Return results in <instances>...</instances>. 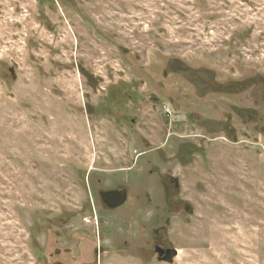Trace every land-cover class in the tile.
<instances>
[{"label":"rangeland","instance_id":"1","mask_svg":"<svg viewBox=\"0 0 264 264\" xmlns=\"http://www.w3.org/2000/svg\"><path fill=\"white\" fill-rule=\"evenodd\" d=\"M163 71L209 103L155 102ZM257 73L264 0H0V264H264Z\"/></svg>","mask_w":264,"mask_h":264},{"label":"flooded vegetation","instance_id":"2","mask_svg":"<svg viewBox=\"0 0 264 264\" xmlns=\"http://www.w3.org/2000/svg\"><path fill=\"white\" fill-rule=\"evenodd\" d=\"M147 71L150 72L149 69H147ZM257 75L260 77V80L263 81L264 80V74L262 73H257ZM257 76V77H258ZM161 77V78H158ZM156 79L157 81V88L159 89V91L163 92V91H168V92H172V91H176L177 94L175 96H166V95H161V96H152L153 100L155 102H160V101H168V107L170 106L172 109H177L176 106L174 105V102L179 104L180 107L184 108V107H194L197 106L198 104L203 105L206 103H209L207 100V96L208 94H201L200 96H195L193 94H191L190 89L188 88L187 90H185L183 88V86H185V82L188 83L187 81H185V79L182 77H180L179 79H175L173 82L168 80L169 76L168 73L166 71H163L162 73H160V75L158 76ZM257 85V83H256ZM221 91V90H220ZM154 95V94H153ZM184 99L183 104L185 106H182L181 100ZM260 98H256V134H259V136L264 134V112L261 109V103H260ZM238 105V104H237ZM239 106V110L237 111V114L240 115V113L242 112V110L244 109L242 107V104L238 105ZM167 107V108H168ZM170 109V108H169ZM211 110V109H210ZM232 111V110H231ZM193 115L196 117V119H201L204 116L201 113H198L194 110H190V113L187 115L189 117V115ZM227 132H229L230 134L232 133L231 128L227 127L225 128ZM232 136H234V134H232ZM256 142L259 143L260 142V138H256ZM164 174V178L162 180V189L164 191V195L165 197H167L168 199L174 197L177 192L179 191L180 188V184H179V179L178 177H175L174 175L170 174V173H163ZM122 190V189H126V193H127V198L126 201L121 204L118 207L115 208H111L108 204H109V198L106 195V192L109 190ZM129 194L130 191L128 189L127 186L122 185V183H118L116 185H114L113 187H110L109 189H99L98 190V195L101 198V201L103 202L104 206L110 210V211H117L119 209H121L123 206L126 205V203L129 200ZM138 194H146L147 196V192L146 191H141ZM165 227L161 226L159 229H156L154 231V235H153V251L157 254V257L160 261H171L173 259V257L176 256L175 254V250L172 247L167 246V244L163 241V236L161 235L163 233V231H165L164 229ZM136 238L138 239V241H140L141 243H143V249L145 246V240L147 239L148 236V226L147 224H141L139 226V228L136 229ZM125 243H127V241H125ZM96 253H98V262L101 261V244L98 245V249L96 248V250H94ZM94 252V253H95ZM52 255V253H51ZM48 259H50L51 261V257L48 255L47 256Z\"/></svg>","mask_w":264,"mask_h":264},{"label":"water","instance_id":"3","mask_svg":"<svg viewBox=\"0 0 264 264\" xmlns=\"http://www.w3.org/2000/svg\"><path fill=\"white\" fill-rule=\"evenodd\" d=\"M106 195L109 198V206L111 208H115L120 206L121 204H123L126 201L127 198V193H126V189H122V190H109L106 192ZM177 252V250L175 249V253Z\"/></svg>","mask_w":264,"mask_h":264},{"label":"built area","instance_id":"4","mask_svg":"<svg viewBox=\"0 0 264 264\" xmlns=\"http://www.w3.org/2000/svg\"><path fill=\"white\" fill-rule=\"evenodd\" d=\"M167 112H169V111H167Z\"/></svg>","mask_w":264,"mask_h":264}]
</instances>
